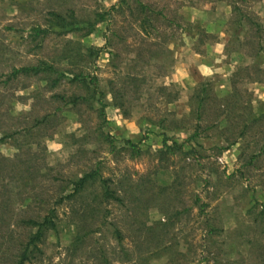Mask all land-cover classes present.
<instances>
[{"label": "rangeland", "instance_id": "obj_1", "mask_svg": "<svg viewBox=\"0 0 264 264\" xmlns=\"http://www.w3.org/2000/svg\"><path fill=\"white\" fill-rule=\"evenodd\" d=\"M139 1L0 0V264H264V0Z\"/></svg>", "mask_w": 264, "mask_h": 264}, {"label": "trees", "instance_id": "obj_2", "mask_svg": "<svg viewBox=\"0 0 264 264\" xmlns=\"http://www.w3.org/2000/svg\"><path fill=\"white\" fill-rule=\"evenodd\" d=\"M204 1H210V0H204ZM219 1V0H218ZM251 0H228V4L231 6V9L233 12H236L238 15H240L241 19H244V21H252V13L248 11L247 5ZM138 11L139 14H143L145 11H151L149 4L142 3L138 0ZM145 12V13H146ZM161 14V12H156L155 15ZM141 17V16H140ZM151 17L150 15L142 16V20L140 21L141 27L146 23V18ZM255 32L261 37V33L264 32V27L257 22H254ZM260 48V44H259ZM42 63V62H41ZM56 69L52 64H42V65H25L21 66L19 68L13 69L12 72H10L7 75V79H16L20 75L26 76V77H34L35 80H45L46 85L50 89H54L58 86L60 83V75L54 76L56 73ZM256 80H262L261 78H256ZM55 97L61 98L62 100L65 99L64 96L60 94H55ZM79 99V97L74 96L69 100L70 103H76V101ZM66 101V100H64ZM134 146V145H133ZM261 152H259L257 155H259ZM101 183V180L98 176V170H91L88 172H84L82 175H80L76 180H73L72 182H65V185H59V188L57 190L56 194V200L55 203L62 204L64 202L72 201V199L76 198L77 196L81 195L83 192H85L89 186L94 185L95 183ZM71 187L68 189V187ZM103 186V184H102ZM106 195L112 200H116L117 198L114 196L113 193H110L109 190L106 188L105 191L100 190L99 193H97L98 197H104ZM97 202V201H96ZM99 205V202L96 203ZM54 208L52 211H49L48 213H44L41 216L38 215L36 217H26L20 220V224H22L26 229L35 228L34 232H31L27 235L25 240V246L22 251H20L16 255L15 264H25L29 260V253L31 251V247H36V245L42 240V237L46 230L49 229H55L56 228V221L54 216ZM88 232L83 233L85 236ZM81 239V236L76 237V241L79 242Z\"/></svg>", "mask_w": 264, "mask_h": 264}]
</instances>
